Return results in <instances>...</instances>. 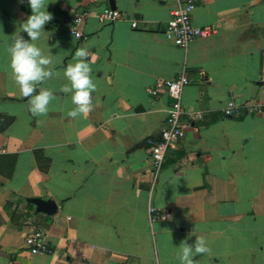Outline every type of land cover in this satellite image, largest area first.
I'll list each match as a JSON object with an SVG mask.
<instances>
[{
	"label": "crops",
	"instance_id": "obj_1",
	"mask_svg": "<svg viewBox=\"0 0 264 264\" xmlns=\"http://www.w3.org/2000/svg\"><path fill=\"white\" fill-rule=\"evenodd\" d=\"M193 3L191 24L210 32L182 49L163 37L174 0H113L120 18L106 25L95 16L107 0H46L53 19L35 43L59 75L37 86L56 98L33 116L6 51L31 10L27 0H0V264H179L175 247L196 236L209 247L197 264H264V0ZM81 12L82 42L69 33ZM79 48L96 90L93 110L72 119L60 88ZM180 74L184 134L153 182L146 141L170 100L147 91ZM228 101L262 111L227 117ZM25 198L51 200L56 211L37 214ZM149 207L166 220L151 223ZM34 229L50 253L24 248Z\"/></svg>",
	"mask_w": 264,
	"mask_h": 264
},
{
	"label": "clouds",
	"instance_id": "obj_2",
	"mask_svg": "<svg viewBox=\"0 0 264 264\" xmlns=\"http://www.w3.org/2000/svg\"><path fill=\"white\" fill-rule=\"evenodd\" d=\"M31 15L20 23L11 37V43L6 48L10 77L22 97L27 98L28 110L33 116H43L48 112V106L56 97L51 89L41 87L36 94L37 86L58 76L53 71V55L45 53L36 45L44 33L45 25L53 19V15L46 11V0H27ZM21 33H26V40ZM89 52L86 48L75 51L72 61L63 70L67 83L60 91L71 94L73 109L68 111V117L75 119L83 117L93 110L92 93L96 85L91 79ZM176 259L179 264H197V257L207 254L208 242L203 236H196L194 243L189 244L187 238L180 242Z\"/></svg>",
	"mask_w": 264,
	"mask_h": 264
},
{
	"label": "built area",
	"instance_id": "obj_3",
	"mask_svg": "<svg viewBox=\"0 0 264 264\" xmlns=\"http://www.w3.org/2000/svg\"><path fill=\"white\" fill-rule=\"evenodd\" d=\"M193 8V0H174L173 8L169 11V19L163 32V37L172 45L183 49L194 39L205 37L209 34L210 30L208 28H197L191 24L190 15ZM87 16L88 13L81 12L75 14L71 19L69 33L77 41L86 40V36L78 28L83 24ZM95 18L99 25H106L118 20L120 14L116 10L103 8L96 14ZM130 26L134 27L135 22H131ZM187 84L188 79L186 76L180 74L171 80L155 81L154 86L147 91L151 97H157L162 92L170 100L159 134L157 137L146 141L153 182L159 172L166 150L173 147L183 138L185 126L180 122L182 115L181 95L183 88ZM241 110L245 114H256L262 111L261 107L255 104L239 107L232 101H228L223 107V114L227 117L236 116ZM148 216L151 223H163L167 218V213L161 209L149 207ZM23 246L30 255L50 253L43 234L37 229H34L24 237Z\"/></svg>",
	"mask_w": 264,
	"mask_h": 264
},
{
	"label": "water",
	"instance_id": "obj_4",
	"mask_svg": "<svg viewBox=\"0 0 264 264\" xmlns=\"http://www.w3.org/2000/svg\"><path fill=\"white\" fill-rule=\"evenodd\" d=\"M108 8L114 9L113 0H107ZM24 201L33 207L37 214L52 216L56 211V205L51 200H43L40 198H25Z\"/></svg>",
	"mask_w": 264,
	"mask_h": 264
}]
</instances>
